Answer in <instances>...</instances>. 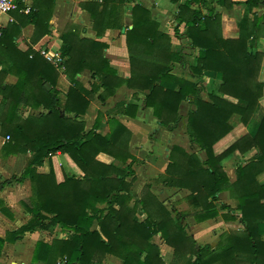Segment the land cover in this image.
<instances>
[{
    "label": "trees",
    "instance_id": "1",
    "mask_svg": "<svg viewBox=\"0 0 264 264\" xmlns=\"http://www.w3.org/2000/svg\"><path fill=\"white\" fill-rule=\"evenodd\" d=\"M124 1L116 0L115 6H122ZM170 1L178 4V26L184 24L183 33H179L178 26L174 28L175 36L184 39L189 49L195 51L193 64L185 63L181 53L171 50V38L159 31L158 23L140 5L132 8V28L125 34L131 70L128 79L119 78L110 67L103 53L107 47L105 43L81 39L79 27L69 24L61 34V53L66 57L64 74L71 83L63 105L57 97L59 73L55 67L39 52L31 48L21 52L14 43L20 25H35L34 43L49 33L47 13L39 7L45 5L49 9L53 0H35L27 14L12 13L18 24L2 33L0 47L9 49L10 53L14 51L9 72L17 76L18 81L2 87V75L7 72L0 71V95L3 97L0 129L3 135L10 137L4 144L5 150L31 154L22 178H29L32 198L30 203H24L31 215L29 221L16 232L9 233L5 240L15 241L25 232L54 226L71 232L67 238H55L51 244L38 241L33 262L102 264L109 254L119 258L122 264H173L166 263L159 246L151 242L160 234L164 243L173 248L178 264H264V183L257 179L264 172V115L254 136L242 137L220 154L213 150V146L232 130L230 118L237 114L247 125L264 95V82L258 81L262 54L253 50L255 37L251 39L253 35L258 36L264 16L255 15L252 20L245 17L239 25V37L226 39L221 35L220 14L214 4L227 9L244 4L251 11L264 0ZM108 2L111 0L80 5L91 14L98 36L108 28H122L121 23L115 21L122 11L113 12L116 7L107 10ZM173 62L186 66L194 81L172 74ZM85 69L98 78V83L89 90L76 79ZM205 72L219 75L221 83L216 89L210 90L211 80L205 78ZM46 84L51 86L50 90L45 88ZM122 84L144 95V105L152 108L160 127L168 131L174 130L181 119L180 103L189 100L194 105L187 116L186 134L191 143L199 146L204 158L173 146L167 168L158 177L166 187L190 191L187 201L191 211H169L149 191V186H145L141 197L134 200L131 188L135 181L132 170L135 158L127 150L128 129L116 119H108L110 132L104 136L97 132L102 113L89 131L79 120L99 89H103L98 96L103 102ZM204 89L208 92V100L201 97ZM21 105L34 109L43 107L48 113L23 118L19 114ZM136 110L133 104L125 108L126 114L132 117ZM252 148L257 149V154L245 165L237 166L236 178L231 182L222 160L237 150L244 153ZM57 153L76 166L81 174L67 173L58 162L60 175L57 176L53 165ZM99 153L110 155L117 164L100 162L96 159ZM128 159L132 160L129 164L126 163ZM45 160L49 163V172L38 173L36 167L42 166ZM223 191H228L235 200V212L241 214L244 229L222 233L215 248L196 246L182 220L190 215L197 222L219 215L234 219L228 205L216 204ZM99 205L104 206L100 208ZM138 208L146 216L141 221L135 219ZM225 209L227 212L221 214L220 210ZM4 212L7 211L4 209ZM95 222L97 227L92 230ZM5 240L0 238V252Z\"/></svg>",
    "mask_w": 264,
    "mask_h": 264
},
{
    "label": "crops",
    "instance_id": "2",
    "mask_svg": "<svg viewBox=\"0 0 264 264\" xmlns=\"http://www.w3.org/2000/svg\"><path fill=\"white\" fill-rule=\"evenodd\" d=\"M93 1L96 0H53V5L49 9H47L45 5L42 6L40 4L41 6L39 7V10H43V12L45 11V13H47L46 17L49 20V33L34 43L33 39L37 36L35 25L27 24L21 27L19 24L20 32L14 36L16 49L21 52H25L31 48L40 53V50L45 49L49 54H59L61 56L63 59L62 67L55 69L59 73L56 83V89L58 91L57 97L62 105L66 101V95L71 85L68 77L64 74V62L66 57L61 53V48L63 46L61 34L69 24H74L79 27V37L81 39L105 43L107 47L104 49L103 53L104 57L108 60L110 67L116 71V75L119 78L128 79L131 70L125 34L127 29L132 28V8L134 5H140L149 11L151 17L158 23L159 31L167 34L171 38V50L173 52L177 51L181 53L185 63H194L196 55L195 51H191L186 45V41L177 38L174 33V28L178 26V22L176 21L178 4H175L170 0H125L122 6L119 4L115 6L116 3L114 2L116 0H111V2H108L109 6H107V10L116 7L113 12L116 10H118V12H120V10L122 11L123 14H121L119 20H115L116 22L121 23L122 28H108L102 35L98 36L93 29L91 14L85 8L80 6L81 3H91ZM232 1L244 2L245 0ZM34 2L35 0H30L31 6ZM181 2H183V0H180V3ZM214 7L220 14L221 35L226 39H236L239 37V25L245 17L252 20L255 15L258 17L264 16V3L253 8L251 11H248L244 4L234 5L229 9L223 8L218 4H214ZM9 18H11V20ZM15 23L18 24V21L13 14L10 16L1 15L0 36L5 30L8 31V29ZM178 31L179 33H183L184 24L178 26ZM253 37H255L253 50L259 51L262 54V63L258 74V81L264 82V20L261 22V29L258 36L256 37L253 35L251 39H253ZM13 52L14 51L11 50L10 53L9 49L6 50L0 47V58L2 57L0 71L7 72L2 75V87L7 84L15 85L18 81L17 76L9 72L12 66L11 59ZM172 65L174 66L171 72L172 74L183 79L194 81L185 69L186 66L183 64L181 66V64L176 62H173ZM205 76L206 79L211 80L210 90L216 89L221 83L219 75L215 72H205ZM76 79L88 90L91 89L93 84L98 83V78L96 76L94 77L93 72L88 69H85L82 73L78 74ZM200 82L202 83L203 80H200ZM204 86L205 85H203V87ZM102 92L103 89L101 88L94 94L85 114L80 116L79 120L84 122L85 130L89 131L93 127L98 114L102 113V122L97 132L104 136L110 132L108 119H116L128 129L130 132V138L128 140L127 150L135 158L132 164V170L135 172V181L131 188L133 199L140 198L143 188L149 186V191L166 209L169 210V208L166 207V204H171V206L177 209V212L189 211L191 205L188 203L187 197L190 195V191L176 187H166L158 181V177L162 175L167 168L170 150L173 146H179L188 153H195L200 159H202L200 153L204 156V153L200 150L199 146L191 143L186 134L187 116L189 111L194 109V105L191 104L189 100L182 101L178 109V114L181 119L174 130L168 131L166 128L160 127L158 119L153 115L152 108L144 105V95L137 90L131 89L125 84H122L116 89L114 95L108 97L103 102L98 98L99 94ZM207 93L208 92L205 89L201 92V97L204 100H208ZM217 94L230 101L237 102V100L226 95L221 93ZM2 98V95H0V102ZM132 104L137 106L135 116L133 117L126 114L125 111V108ZM46 113H48V110L43 107L37 109L25 107L23 105L19 107V114L23 118H27L28 116L38 117L40 114ZM263 115L264 95L259 100L256 110L247 125H244L241 122V117L237 114H234L230 118L229 123L232 130L213 146L214 153H222L225 149L246 135L254 136ZM6 142L7 141L0 139V238L4 240L9 233H14L27 224L31 215L26 210L24 203H30L32 198L31 182L29 178H22V174L26 169L31 154L30 152H20L16 154L8 152L4 149V144ZM256 154V148H252L244 153L237 150L222 160L221 164L223 168H225L224 164L227 162L229 164L231 162L237 163L234 168H229L233 171L231 175L228 171L226 172L231 182L236 178L235 169L237 166L245 165ZM56 155L58 160L54 157L53 165L57 176L60 175V170L58 171V162L59 164H63L67 173L81 174L80 170L76 166H72L64 156H61L59 153ZM96 159L107 165L112 163L117 164V161H115L113 157L105 153H99ZM239 159L242 162H238ZM131 161V159H128L126 163L129 164ZM142 161L144 162L142 163ZM36 170L38 173L47 174L50 170L48 161L45 160L42 166L36 167ZM257 179L260 183H264V172L258 175ZM129 180H131V178H127V181ZM216 204L228 205L230 207L228 211H230V214L233 215L234 219H225L219 215L203 222H197L194 217L190 215L182 220V222L184 221L188 225L187 227L190 232H187L186 229L185 230L195 240L196 246L209 245L212 248H215L222 233L242 231L244 229V226L241 223V214L235 212L236 202L230 197L228 191H223L218 195V201ZM103 206L104 205H99L100 208ZM4 209L7 212H4ZM226 212V209L220 210L221 214ZM145 217V213L142 209L138 208L135 219L140 221L145 219ZM45 223H47V221ZM96 227L97 224L95 222L92 226V230L96 229ZM53 231L60 232L64 234V236H54L50 238L49 235H51ZM70 234L71 232L62 230L59 226H54L42 230L38 229L33 232H25L15 241L5 240L0 252V264H44L41 261H32L36 243L38 241H43L51 244L55 238L64 239ZM213 236L218 237L215 245L212 244L215 240ZM152 239L151 242H154ZM162 243V245H158L161 254L165 251L163 248H169L164 241ZM172 252H174V250ZM165 262L168 263L167 261ZM58 264H63V262H58ZM102 264H122V261L119 258L108 254L106 255L105 262Z\"/></svg>",
    "mask_w": 264,
    "mask_h": 264
},
{
    "label": "built area",
    "instance_id": "3",
    "mask_svg": "<svg viewBox=\"0 0 264 264\" xmlns=\"http://www.w3.org/2000/svg\"><path fill=\"white\" fill-rule=\"evenodd\" d=\"M22 4V8L19 9V5ZM31 9L30 0H0V16H10L12 13L19 11L27 14ZM11 20V18H9ZM1 29V25H0ZM40 54L46 58L55 68H61L63 59L59 54H49L45 49L40 50ZM0 139L8 141L9 135H3L0 129Z\"/></svg>",
    "mask_w": 264,
    "mask_h": 264
},
{
    "label": "rangeland",
    "instance_id": "4",
    "mask_svg": "<svg viewBox=\"0 0 264 264\" xmlns=\"http://www.w3.org/2000/svg\"><path fill=\"white\" fill-rule=\"evenodd\" d=\"M186 146H187V144H186ZM200 157L203 159L204 158V156L200 153ZM144 161H142V163H143ZM238 162H242L240 159L238 160ZM237 163H225L224 164V169H225V171L227 172L228 171V173L231 175L232 174V170H230L229 168H234V166L236 165ZM220 204H218V206H219ZM235 205V204H234ZM166 207H168L169 208V210L170 211H177V209L176 208H174L173 206H171V204L170 205H168V204H166ZM173 208V209H172ZM191 211V210H190ZM141 221V220H140ZM185 222L183 221L182 222V224L185 226V229L187 230V232H190V230L188 229V225L185 223ZM60 237V236H64V234H62V233H60V232H52L51 233V235H49V237L50 238H52V237ZM213 238L215 239L213 242H212V244H214L215 245V243H216V239H218V237H214L213 236ZM43 239V238H42ZM154 242L153 243H155V244H157V245H162L163 243V240L160 238V236H159V234L158 235H156L155 237H153V239H152ZM169 248H167V249H165V248H163V250H165L161 255H162V258L165 260V261H167L168 263H176V264H178L177 262H178V260L179 259H177L176 257H174V252H172L173 251V248L172 247H170V246H168ZM105 258H106V256H105ZM105 258H104V260H103V262H105ZM191 258V257H190Z\"/></svg>",
    "mask_w": 264,
    "mask_h": 264
},
{
    "label": "water",
    "instance_id": "5",
    "mask_svg": "<svg viewBox=\"0 0 264 264\" xmlns=\"http://www.w3.org/2000/svg\"><path fill=\"white\" fill-rule=\"evenodd\" d=\"M45 88H46L47 90H49V89H50V86H49L48 84H46V85H45Z\"/></svg>",
    "mask_w": 264,
    "mask_h": 264
}]
</instances>
